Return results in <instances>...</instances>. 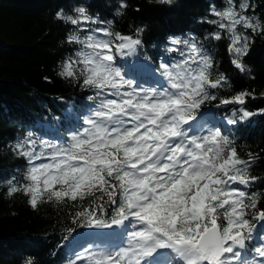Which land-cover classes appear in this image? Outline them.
Instances as JSON below:
<instances>
[{
	"label": "snow or ice",
	"instance_id": "obj_1",
	"mask_svg": "<svg viewBox=\"0 0 264 264\" xmlns=\"http://www.w3.org/2000/svg\"><path fill=\"white\" fill-rule=\"evenodd\" d=\"M127 6L121 0L119 7ZM255 8L252 0H228L223 10L210 3L215 19L204 20L217 29L205 40L227 34L231 65L252 81L244 58L253 36H264ZM74 11L57 13L75 27L67 40L78 46L60 75L91 93L87 113L58 140L28 132L13 146L27 159L28 183L9 180L8 194L23 191L33 208L45 195L76 205L90 199L78 214L86 227L126 230L122 246L100 253L85 249L87 255L69 264H264V207L258 206L264 192L252 190L264 178L251 174L264 159L251 151L242 157L223 125L204 119L209 108H231L224 117L228 125L264 116V107L248 110L264 96L248 89L221 95L233 83L191 35L168 38L167 58H160L150 80L131 78L121 61L143 47L144 29L123 35L85 7ZM253 240L258 243L249 257Z\"/></svg>",
	"mask_w": 264,
	"mask_h": 264
},
{
	"label": "trees",
	"instance_id": "obj_2",
	"mask_svg": "<svg viewBox=\"0 0 264 264\" xmlns=\"http://www.w3.org/2000/svg\"><path fill=\"white\" fill-rule=\"evenodd\" d=\"M125 2L126 9L119 7L121 0H0V264H27L28 260L32 264H69L78 254H84L78 249V234L89 227L78 214L88 207L90 199L76 205L67 200H49L45 195L33 208L30 196L23 191L8 194L9 180L18 185L28 183L27 159L16 155L13 146L28 132L33 138L55 141L56 126L67 134L80 122L74 116L65 118V112L73 107L85 115L89 107L86 97L91 93L60 75L64 62L74 56L78 46L67 40L75 27L58 19V12L74 16L76 7H85L93 16L111 22L113 32L123 35L134 36L136 29L143 28V47L136 57L149 61L153 69L165 56L163 47L169 37L195 36L213 57L216 71L229 76L233 83L234 89H226L221 95L248 89L264 96V36H253L244 58L255 81L231 65L227 34L220 41L205 40L217 30L215 25L204 23L205 19H215L209 4L223 10L228 0ZM252 2L255 14L264 21V0ZM171 55L179 58L175 53ZM128 74L136 79L140 76L137 70H129ZM260 107L264 102L256 100L248 110ZM212 112L215 116H230L232 109L213 108ZM226 134L236 140L242 157L251 151L264 159V116L240 121L233 125L232 133ZM251 174L264 178V162ZM252 190L264 192V184L257 183ZM258 206L264 207V200ZM257 243H250L249 257L251 247Z\"/></svg>",
	"mask_w": 264,
	"mask_h": 264
},
{
	"label": "rangeland",
	"instance_id": "obj_3",
	"mask_svg": "<svg viewBox=\"0 0 264 264\" xmlns=\"http://www.w3.org/2000/svg\"><path fill=\"white\" fill-rule=\"evenodd\" d=\"M129 57H131V61H130V64H126V67H128L130 65L131 69H139L140 72H142L144 74H148V75L153 74L154 70L152 69L150 64L145 63V62H140L139 60H137V58L134 55H131ZM129 57H127V58H129ZM127 58H124L123 60H126ZM121 66L123 67V70H124L123 64ZM263 94H264V91H263ZM95 231L98 232V230L96 228H93V229L89 230L88 232L84 233L83 236H86V239L88 241H90L91 238H94V235L96 234V233H94ZM125 240H126V236L123 235L121 241L125 242ZM97 246L107 247L108 245H105V244L102 245L100 243L99 244L98 243H92L89 245L90 248L97 247Z\"/></svg>",
	"mask_w": 264,
	"mask_h": 264
},
{
	"label": "bare ground",
	"instance_id": "obj_4",
	"mask_svg": "<svg viewBox=\"0 0 264 264\" xmlns=\"http://www.w3.org/2000/svg\"><path fill=\"white\" fill-rule=\"evenodd\" d=\"M109 229H98V231H101L102 233H104L105 231H108Z\"/></svg>",
	"mask_w": 264,
	"mask_h": 264
}]
</instances>
